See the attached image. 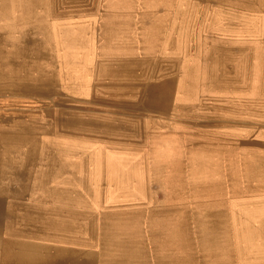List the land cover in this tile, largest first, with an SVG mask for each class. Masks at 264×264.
<instances>
[{"label": "rangeland", "instance_id": "1", "mask_svg": "<svg viewBox=\"0 0 264 264\" xmlns=\"http://www.w3.org/2000/svg\"><path fill=\"white\" fill-rule=\"evenodd\" d=\"M263 124L264 0H0L1 197L27 176L6 234L90 242L93 264H264Z\"/></svg>", "mask_w": 264, "mask_h": 264}, {"label": "crops", "instance_id": "2", "mask_svg": "<svg viewBox=\"0 0 264 264\" xmlns=\"http://www.w3.org/2000/svg\"><path fill=\"white\" fill-rule=\"evenodd\" d=\"M24 175L25 176H23L22 174V177L20 178L26 179L27 176L26 174ZM20 178L14 177L10 179L11 180L10 182L6 181V185H7L5 188L6 193L9 194V190H10L11 194H13V196L11 195L12 197H9L6 195L5 197H1L0 195V229L1 227L5 228L4 229L5 238L0 239V246H1L2 251L4 252V260L0 264H55V263L56 264H59V263L60 264L62 263L63 264H73L74 262H76L74 264H93L95 253L93 251L91 244H89L90 242H88V244L86 242H81V241L80 243H77L74 237L73 238L70 236H69L70 238L64 237V236L57 237L55 235H53L54 240L53 239L50 240V236L47 235L46 237L44 235V232L42 233V236H36V237L34 236L28 237L23 234H20V235L6 234L7 226H11L9 222H11L12 224L13 215L15 216V218L18 217L20 210L24 208V200L26 199V197L23 194H24V190L27 184L25 180L23 179L21 180ZM58 183L60 182L55 183V180H52L49 182V184H53V185L58 184ZM63 183L67 184L68 189H69L68 186L72 185V184H69L68 181H64ZM45 184L43 182L42 185H45ZM9 187H11L13 190L9 189ZM2 212H4L3 215H2ZM24 226L26 225L25 224L19 225L20 228H23ZM68 238L72 240H69ZM52 241H55V242H52ZM18 242L26 243V244L34 246L33 251H28L29 255L26 258H22V256L12 258V256H10L8 247H10L11 243H13L16 247V244ZM61 249H65L64 252L67 253L69 257L72 256V258H69V260H66L65 262L62 261L61 256L58 255L62 253L60 251ZM16 252H18V250H16ZM21 252L22 251H20L19 253ZM8 254L10 257L8 256ZM45 257H47L48 259L47 258L43 259ZM54 259L57 261H54Z\"/></svg>", "mask_w": 264, "mask_h": 264}, {"label": "bare ground", "instance_id": "3", "mask_svg": "<svg viewBox=\"0 0 264 264\" xmlns=\"http://www.w3.org/2000/svg\"><path fill=\"white\" fill-rule=\"evenodd\" d=\"M52 1V0H51ZM86 1V0H85ZM199 2V1H198ZM202 2V1H201ZM200 2V3H201ZM50 3V2H49ZM53 3H54V1H53ZM64 3V2H63ZM212 3V2H211ZM213 4V3H212ZM210 5V4H209ZM218 5V4H217ZM49 6V5H48ZM65 6H67V5H65ZM219 6V5H218ZM58 7V6H57ZM213 8V7H212ZM61 9V8H60ZM70 9V8H69ZM212 10H214V9H212ZM6 11V10H5ZM48 11V10H47ZM63 12V11H62ZM215 12V11H214ZM6 13V12H5ZM58 13V12H57ZM209 13V12H208ZM53 14V13H52ZM49 15H50V13H49ZM209 15V14H208ZM66 16V15H65ZM53 18V17H52ZM54 20V19H53ZM209 20V19H208ZM227 21V20H226ZM208 22V21H207ZM206 22V23H207ZM50 25H51V23H50ZM204 29H205V27H204ZM208 29V28H207ZM210 30V29H209ZM218 32V31H217ZM216 32V33H217ZM242 32V31H241ZM205 33H207V32H205ZM210 33V32H209ZM221 33H223V32H221ZM225 33V32H224ZM242 33H244V32H242ZM114 34V33H113ZM117 34V33H116ZM211 34V33H210ZM229 34V33H228ZM97 35V34H96ZM216 35V34H215ZM74 36V35H73ZM112 36V35H111ZM129 36H130V34H129ZM128 36V37H129ZM221 36V35H220ZM243 36V35H242ZM242 36H240V37H242ZM112 37H114V36H112ZM116 37H117V35H116ZM236 37V36H235ZM244 37V36H243ZM109 38H111V37H109ZM126 38V37H125ZM132 38V37H131ZM172 38H175V37H172ZM112 40V39H111ZM114 40V39H113ZM112 40V41H113ZM175 40V39H174ZM125 41V40H124ZM173 41V40H172ZM170 42V44L171 43H173V42ZM111 42V41H110ZM191 43H192V41H191ZM164 44V43H163ZM168 44H169V41H168ZM171 46V45H170ZM188 46V45H187ZM168 47V46H167ZM222 48V47H221ZM247 48V47H246ZM50 49V48H49ZM224 49V48H223ZM227 49V48H226ZM238 49V48H237ZM214 50V49H213ZM232 51V50H231ZM238 51V50H237ZM244 51V50H243ZM225 52V51H224ZM233 52V51H232ZM217 55V54H216ZM251 57V56H250ZM249 56H248V58H250ZM53 58V57H52ZM136 59V58H135ZM221 59V58H220ZM226 59V58H225ZM98 60H96V62H97ZM219 61V60H218ZM250 61V60H249ZM55 62H56V60H55ZM131 62V61H130ZM159 62V61H158ZM163 62V61H162ZM248 62V61H247ZM132 63V62H131ZM139 63V62H138ZM151 63V62H150ZM95 64H97V63H95ZM163 64V63H162ZM226 64V63H225ZM230 64V63H229ZM47 65V64H46ZM132 65V64H131ZM134 65V64H133ZM57 66V65H56ZM92 66V65H91ZM97 66V65H96ZM99 66H100V64H99ZM136 66V65H135ZM158 66H159V64H158ZM92 68V67H91ZM115 68H117V67H115ZM121 68V67H120ZM234 68V67H233ZM53 69V68H52ZM132 69H133V67H132ZM94 70V69H93ZM103 70V69H102ZM106 70H108V68L106 69ZM130 70V69H129ZM158 70V69H157ZM91 71H92V69H91ZM136 71V70H135ZM96 72H97V70H96ZM156 72V71H155ZM121 72H118V74H120ZM131 73H133V71L131 72ZM136 73V72H135ZM134 73V74H135ZM58 74V73H57ZM80 74V73H79ZM97 74V73H96ZM133 75V74H132ZM85 76V75H84ZM106 76V75H105ZM83 77V76H82ZM94 77V76H93ZM97 77V76H96ZM135 77V76H134ZM188 77V76H187ZM225 77V76H224ZM58 78V77H57ZM85 78V77H84ZM102 78H104V77H102ZM119 78V77H118ZM109 79V78H108ZM115 79V78H114ZM117 79V78H116ZM145 79H146V77H145ZM175 79V78H174ZM226 79V78H225ZM67 80H68V78H67ZM103 80H105V79H103ZM113 80V79H112ZM156 80V79H155ZM220 80V79H219ZM221 80H222V78H221ZM227 80V79H226ZM234 80V79H233ZM105 82V81H104ZM113 82V81H112ZM161 82V81H160ZM172 82V81H171ZM214 82H216V81H214ZM80 83V82H79ZM118 83V82H117ZM140 83V82H139ZM148 83V82H147ZM157 83V82H156ZM167 83V82H166ZM68 84V83H67ZM74 84V83H73ZM84 84V83H83ZM101 84V83H100ZM106 84V83H105ZM110 84V83H109ZM130 84H132V83H130ZM134 84V83H133ZM143 84H146V83H143ZM148 84H151V83H148ZM63 85V84H62ZM64 85H65V83H64ZM136 85V84H135ZM141 85H142V83H141ZM155 85V84H154ZM168 85H170V84H168ZM68 86V85H67ZM70 86V85H69ZM68 86V87H69ZM160 86V85H159ZM72 87V86H71ZM100 87V86H99ZM104 87V86H103ZM126 87V86H125ZM124 87V88H125ZM169 87V86H168ZM232 87V86H231ZM165 88V87H164ZM121 89V88H120ZM157 89H159L158 88V86H157ZM92 90H93V88H92ZM128 90V89H127ZM145 90V89H144ZM164 90V89H163ZM167 90V89H166ZM74 91V90H73ZM126 91V90H125ZM153 91V90H152ZM159 91V90H158ZM79 92V91H78ZM108 92V91H107ZM129 92V91H128ZM155 92V91H154ZM121 93H123V91L121 92ZM145 93V92H144ZM148 93H149V91H148ZM106 94V93H105ZM143 94V93H142ZM141 94V95H142ZM160 94H162V93H160ZM160 94H158V96L160 95ZM53 95V94H52ZM51 95V96H52ZM91 95V94H90ZM108 95V94H107ZM123 95H125V93H123ZM146 95V94H145ZM60 96V95H59ZM69 96V95H68ZM91 96H95V95H91ZM109 96V95H108ZM113 96V95H112ZM170 96V95H169ZM97 97V96H96ZM141 97V96H140ZM161 97V96H160ZM48 98V97H47ZM151 98V97H150ZM167 98V97H166ZM106 99V98H105ZM169 99H170V97H169ZM168 99V100H169ZM60 100V99H59ZM63 100V99H62ZM88 100V99H87ZM92 100H93V98H92ZM96 100V99H95ZM98 100V99H97ZM108 100V99H107ZM167 100V101H168ZM32 101V100H31ZM64 101V100H63ZM69 101V100H68ZM71 101V100H70ZM116 101V100H115ZM140 101V100H139ZM145 101H146V99H145ZM144 101V102H145ZM149 101H150V99H149ZM159 101V100H158ZM166 101V100H165ZM3 102H4V100H3ZM54 102V101H53ZM56 102V101H55ZM99 102V101H98ZM107 102V101H106ZM111 102V101H110ZM152 102V104H153V101H151ZM104 103V102H103ZM122 103V102H121ZM139 103V102H138ZM157 103V102H156ZM18 104H20V103H18ZM34 104V103H33ZM51 104V103H50ZM49 104V105H50ZM55 104V103H54ZM57 104V103H56ZM55 104V105H56ZM109 104H111V103H109ZM114 104H116V103H114ZM120 104V103H119ZM137 104V103H136ZM151 104V103H150ZM23 105V104H22ZM28 105V104H27ZM38 105V104H37ZM55 105H54V107H55ZM58 105V104H57ZM69 104H67V106H68ZM118 105V104H117ZM134 105V104H133ZM148 105V104H147ZM159 105H160V103H159ZM34 106V105H33ZM70 106V105H69ZM148 106H150V105H148ZM156 105H154V107H155ZM165 106H167V105H165ZM40 107V106H39ZM49 107H51V106H49ZM75 107V106H74ZM89 107V106H88ZM189 107V106H188ZM4 108V107H3ZM22 108V107H21ZM24 108V107H23ZM60 108V107H59ZM63 108V107H62ZM94 108V107H93ZM131 108V107H130ZM145 108V107H144ZM156 108V107H155ZM185 108V107H184ZM5 109V108H4ZM25 109V108H24ZM79 109V108H78ZM133 109V108H132ZM151 109V108H150ZM157 109V108H156ZM182 109V108H181ZM54 110V109H53ZM149 110V109H148ZM160 110V109H159ZM150 111H153V110H150ZM174 111V110H173ZM182 111V110H181ZM190 111H192V110H190ZM258 111V110H257ZM63 112H66V111H63ZM62 112V113H63ZM112 113V112H111ZM116 113V112H115ZM118 113V112H117ZM190 113V112H189ZM192 113V112H191ZM195 113H196V111H195ZM13 114V113H12ZM61 114V113H60ZM59 114V115H60ZM120 114H121V112H120ZM127 114V113H126ZM34 115V114H33ZM137 115H140V114H137ZM195 115V114H194ZM12 116V115H11ZM131 116V115H130ZM141 116V115H140ZM32 117V116H31ZM37 117V116H36ZM42 117V116H41ZM45 117V116H44ZM62 118V117H61ZM57 119V118H56ZM55 119V120H56ZM172 119V118H171ZM48 120V119H47ZM62 120V119H61ZM60 120V121H61ZM174 120V119H173ZM73 122L75 121V119L74 120H72ZM153 121H154V119H153ZM177 121H178V119H177ZM206 121V120H205ZM210 121V120H209ZM213 121V120H212ZM72 122V123H73ZM181 122V121H180ZM207 122V121H206ZM219 122V120H217V123ZM224 122H225V120H224ZM238 122V121H237ZM56 123V122H55ZM208 123V122H207ZM210 123V122H209ZM216 123V122H215ZM231 123H233V122H231ZM240 123V122H239ZM189 124V123H188ZM236 124V123H235ZM253 124V123H252ZM5 125V124H4ZM65 125V124H64ZM151 125V124H150ZM204 125H206V124H204ZM261 125V124H260ZM264 125V124H263ZM54 126V125H53ZM117 126V125H116ZM115 126V127H116ZM152 126H153V124H152ZM192 126V125H191ZM199 126V125H198ZM262 126V125H261ZM60 127V126H59ZM65 127V126H64ZM260 127V126H259ZM67 128H69V127H67ZM118 128V127H117ZM120 128V127H119ZM61 129H63V128H61ZM54 134V133H53ZM59 135V134H58ZM62 135V134H61ZM66 135V134H65ZM94 135V134H93ZM114 135V134H113ZM80 136V135H79ZM142 136V135H141ZM55 138V137H54ZM114 138V137H113ZM60 139V138H59ZM99 139V138H98ZM104 139V138H103ZM52 140H53V138H52ZM55 140V139H54ZM105 140V139H104ZM56 142H57V140H56ZM111 142V141H110ZM115 142V141H114ZM135 142V141H134ZM191 142V141H190ZM192 143V142H191ZM197 144V143H196ZM66 146V145H65ZM78 147V146H77ZM67 148V147H66ZM74 148V147H73ZM72 149V148H71ZM149 149V148H148ZM77 150V149H76ZM65 151V150H64ZM63 151V152H64ZM74 152V151H73ZM83 152V151H82ZM158 152V151H157ZM160 152V151H159ZM75 153V152H74ZM76 154V153H75ZM181 154H183V153H181ZM72 155V154H71ZM89 155V154H88ZM163 155V154H162ZM258 155V154H257ZM261 155H263V154H261ZM61 156V155H60ZM182 156V155H181ZM180 156V157H181ZM250 156V155H249ZM185 157V156H184ZM84 158V157H83ZM86 158V157H85ZM174 158V157H173ZM183 158V157H182ZM175 159V158H174ZM173 159V160H174ZM178 159V158H177ZM176 160V159H175ZM179 160V159H178ZM184 160V159H183ZM83 161V160H82ZM88 161V160H87ZM182 161V160H181ZM250 161V160H249ZM179 162V161H178ZM183 162V161H182ZM181 162V163H182ZM246 162V161H245ZM248 162V161H247ZM89 163V162H88ZM67 164V163H66ZM177 165H179L180 164V162H179V164L178 163H176ZM77 165V164H76ZM146 165V164H145ZM172 165V164H171ZM250 165H252V164H250ZM255 165V164H254ZM246 166V165H245ZM256 166V165H255ZM73 167V166H72ZM90 167V166H89ZM79 169V168H78ZM180 169V168H179ZM181 170V169H180ZM93 171V170H92ZM147 172V171H146ZM184 173V172H183ZM79 174V173H78ZM95 174V173H94ZM176 174V173H175ZM180 174V173H179ZM120 178H123V177H120ZM246 178H247V176H246ZM261 179V178H260ZM89 180V179H88ZM93 180V179H92ZM91 180V181H92ZM95 180V179H94ZM93 180V181H94ZM101 180V179H100ZM229 180V179H228ZM246 180V179H245ZM99 181V180H98ZM222 181V180H221ZM247 181V180H246ZM254 181V180H253ZM263 181H264V179H263ZM102 182V181H101ZM228 182H230V181H228ZM261 182V181H260ZM52 183V182H51ZM183 183V182H182ZM245 183V182H244ZM248 183V182H247ZM257 183H258V181H257ZM155 184V183H154ZM153 184V185H154ZM228 184V183H227ZM264 184V183H263ZM49 185V184H48ZM51 185V184H50ZM221 185H223V184H221ZM220 185V186H221ZM224 185H225V183H224ZM248 185V184H247ZM260 185H261V183H260ZM103 186V185H102ZM154 187H155V185H154ZM230 187V186H229ZM250 187H252V184H251V186ZM156 188H157V186H156ZM151 189V188H150ZM61 192V191H60ZM153 193V192H152ZM151 193V194H152ZM238 193V192H237ZM240 193V192H239ZM238 193V194H239ZM253 194V193H252ZM95 195V194H94ZM164 195V194H163ZM97 196V195H96ZM152 196V195H151ZM262 197V196H261ZM173 198V197H172ZM248 198V197H247ZM253 198H255V197H253ZM162 199V198H161ZM221 199V198H220ZM251 199V198H250ZM102 200V199H101ZM235 200V199H234ZM162 201V200H161ZM215 201V200H214ZM231 201H233V200H231ZM241 201V200H240ZM100 202V201H99ZM99 202H97V204L99 203ZM157 202V201H156ZM209 202V201H208ZM96 203V202H95ZM158 203H160V202H158ZM218 203V202H217ZM56 204V203H55ZM185 205V204H184ZM220 205V204H219ZM230 205H232V204H230ZM234 205H236V204H234ZM248 205V204H247ZM101 206V205H100ZM237 206V205H236ZM264 206V205H263ZM51 207V206H50ZM72 207V206H71ZM98 207V206H97ZM152 207V206H151ZM150 207V208H151ZM166 207V206H165ZM176 207V206H175ZM248 207H250V206H248ZM52 208V207H51ZM77 208V207H76ZM225 208V207H224ZM140 209V208H139ZM138 209V210H139ZM145 209V208H144ZM144 209H142V210H144ZM95 210V209H94ZM129 210V209H128ZM172 210H173V208H172ZM171 210V211H172ZM177 210H179V209H177ZM198 210V209H197ZM202 211H203V209H201ZM200 210V211H201ZM232 210V209H231ZM237 210V209H236ZM130 211V210H129ZM136 211V210H135ZM196 211V210H195ZM199 211V210H198ZM113 212H114V210H113ZM121 212V211H120ZM123 212V211H122ZM169 212V211H168ZM180 212V211H179ZM112 213V212H111ZM182 213H184V212H182ZM199 213V212H198ZM202 213V212H201ZM219 213H222V211L221 212H219ZM230 213V212H229ZM146 214V213H145ZM171 214V213H170ZM196 214V213H195ZM231 214V213H230ZM243 214V213H242ZM118 215V214H117ZM132 215V214H131ZM136 215V214H135ZM158 215H159V213H158ZM165 215H166V213H165ZM169 215V214H168ZM172 215V214H171ZM226 215V214H225ZM113 216V215H112ZM129 216V215H128ZM149 216V215H148ZM176 216V215H175ZM182 216V215H181ZM104 217V216H103ZM115 217H117V216H115ZM122 217V216H121ZM132 217V216H131ZM202 217V216H201ZM118 218V217H117ZM137 218V217H136ZM145 218H148L147 216L145 217ZM166 218V217H165ZM192 218V217H191ZM101 219V218H100ZM122 219V218H121ZM126 219V218H125ZM127 219H129L128 217H127ZM133 219H134V217H133ZM155 219V218H154ZM159 219V218H158ZM105 220V219H104ZM110 219H108L107 221H109ZM149 220V219H148ZM153 220V219H152ZM162 219L160 218V221H161ZM191 220V219H190ZM196 220V219H195ZM217 220V219H216ZM221 220V219H220ZM243 220V219H242ZM173 221H175V219L173 220ZM205 221V220H204ZM167 222V221H166ZM105 223H107V222H105ZM140 223V222H139ZM146 223H147V221H146ZM152 223V222H151ZM162 223H163V221H162ZM175 223V222H174ZM196 223V222H195ZM220 223H221V221H220ZM231 223V222H230ZM115 224V223H114ZM154 224H156V223H154ZM213 224V223H212ZM113 225V224H112ZM162 225V224H161ZM172 225V224H171ZM176 225H178V224H176ZM261 225V224H260ZM259 225V226H260ZM106 226V225H105ZM109 226V225H108ZM148 226V225H147ZM192 226V225H191ZM213 226H215V225H213ZM262 226V225H261ZM170 227V226H169ZM134 228V227H133ZM178 228V227H177ZM207 228V227H206ZM233 228H234V226H233ZM115 229V228H114ZM138 229V228H137ZM139 229H140V227H139ZM145 229V228H144ZM155 229V228H154ZM148 230V229H147ZM151 230V229H150ZM156 230H157V228H156ZM166 230V229H165ZM164 229H163V232L165 231ZM171 230H173V229H171ZM192 230H193V228H192ZM196 230H197V228H196ZM232 230V229H231ZM124 231H126V230H124ZM141 232H142V229H141ZM160 232H161V230H160ZM194 232V231H193ZM229 232V231H228ZM99 233V232H98ZM126 233V232H125ZM172 233H173V231H172ZM175 233V232H174ZM195 233V232H194ZM237 233V232H236ZM143 234V233H142ZM147 234H149L148 232H147ZM239 234V233H238ZM2 235V234H1ZM163 235V234H162ZM166 235V234H165ZM47 237V236H46ZM136 237V236H135ZM140 237V236H139ZM145 237V236H144ZM150 237V236H149ZM154 237H156V236H154ZM164 237V236H163ZM168 237V236H167ZM176 237V236H175ZM220 237V236H219ZM224 237V236H223ZM233 237V236H232ZM169 238H171V237H169ZM174 238V237H173ZM195 238V237H194ZM204 238V237H203ZM214 238V237H213ZM216 238V237H215ZM225 238V237H224ZM7 239V238H6ZM23 239V238H22ZM47 239V238H46ZM160 239H161V237H160ZM165 239V238H164ZM175 239V238H174ZM234 239V238H233ZM9 240H11V239H9ZM32 240V239H31ZM51 240V239H50ZM54 240V239H53ZM91 240V239H90ZM142 240V239H141ZM145 240V239H144ZM163 240V239H162ZM23 241V240H22ZM67 241V240H66ZM65 241V242H66ZM157 241V240H156ZM156 241H153V242H156ZM161 241V240H160ZM169 241H170V239H169ZM208 241V240H207ZM15 242H17V241H15ZM52 242H55V241H52ZM64 242V241H63ZM146 242H148V241H146ZM168 242V241H167ZM172 242V241H171ZM244 242H246V241H244ZM70 243V242H69ZM80 243V242H79ZM88 243V242H87ZM130 244V243H129ZM151 244V243H150ZM55 245V244H54ZM58 245V244H57ZM94 245V244H93ZM123 245H125V244H123ZM149 245V244H148ZM158 245V244H157ZM241 245V244H240ZM65 246V245H64ZM169 246V245H168ZM173 246H174V244H173ZM224 246V245H223ZM7 247V246H6ZM33 245H29V244H26V243H21V242H18L17 244H16V247H15V245L13 244V243H11L10 244V247H8L9 248V254H10V256H12V258L13 257H20V256H22V258H26L28 255H29V253H28V251H33ZM124 247V246H123ZM160 247V246H159ZM165 247V246H164ZM214 247H216V246H214ZM220 247V246H219ZM222 247V246H221ZM93 248V247H92ZM162 248V247H161ZM223 248V247H222ZM226 248V247H225ZM224 248V249H225ZM81 249V248H80ZM227 249V248H226ZM16 250H18V252H16ZM57 250V249H56ZM156 250V249H155ZM158 250H160V249H158ZM199 250H200V247H199ZM203 250V249H202ZM221 250V249H220ZM20 251H22L21 253H19ZM62 253H60V254H58L59 256H61V260L62 261H66V260H69V258H72V256H68V254L67 253H65L64 251H65V249H61L60 250ZM219 251V250H218ZM49 252H50V250H49ZM207 252V251H206ZM233 252V251H232ZM8 253V252H7ZM27 253V254H26ZM33 253V252H32ZM58 253V252H57ZM150 253H152V249H151V252ZM154 253V252H153ZM224 253H225V251H224ZM247 253V252H246ZM249 254H250V252H248ZM9 254H8V256H9ZM53 254V253H52ZM155 254V253H154ZM199 254V253H198ZM228 254V253H227ZM34 255V254H33ZM44 255V254H43ZM97 255V254H96ZM194 255V254H193ZM197 255V254H196ZM195 255V256H196ZM233 255V254H232ZM242 255V254H241ZM8 256H7V258H8ZM9 256V257H10ZM35 256V255H34ZM41 256V255H40ZM153 256V255H152ZM151 256V257H152ZM186 256V255H185ZM210 256H212V255H210ZM235 256V255H234ZM250 256H251V254H250ZM249 256V257H250ZM37 257V256H36ZM188 257V256H187ZM226 257V256H225ZM258 257V256H257ZM38 258H39V256H38ZM42 258V257H41ZM47 257H45V258H43V259H46ZM141 258V257H140ZM186 258V257H185ZM212 258V257H211ZM216 258H217V256H216ZM233 257H231V259H232ZM236 258V257H235ZM261 258V257H260ZM48 259V258H47ZM255 259V258H254ZM36 260V259H35ZM209 260V259H208ZM207 260V261H208ZM214 260V259H213ZM217 260V259H216ZM215 260V261H216ZM236 260V259H235ZM251 260V259H250ZM3 261V260H2ZM54 261H57V260H55L54 259ZM149 261V260H148ZM220 261V260H219ZM227 261V260H226ZM230 261V260H229ZM247 261V260H246ZM5 262V261H4ZM48 262V261H47ZM218 261H216V263H217ZM224 262V261H223ZM237 262V261H236ZM28 263V262H27ZM30 263V262H29ZM74 263H76V262H74ZM73 263V264H74ZM89 263V262H88ZM245 263V262H244ZM56 264V263H55ZM60 264V263H59ZM63 264V263H62ZM96 264V263H95ZM221 264V263H220ZM227 264H229V263H227ZM240 264V263H239Z\"/></svg>", "mask_w": 264, "mask_h": 264}]
</instances>
